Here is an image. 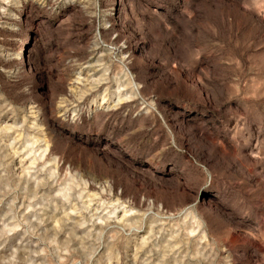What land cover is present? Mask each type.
Here are the masks:
<instances>
[{"label":"rangeland","instance_id":"1","mask_svg":"<svg viewBox=\"0 0 264 264\" xmlns=\"http://www.w3.org/2000/svg\"><path fill=\"white\" fill-rule=\"evenodd\" d=\"M0 264H264V0H0Z\"/></svg>","mask_w":264,"mask_h":264}]
</instances>
